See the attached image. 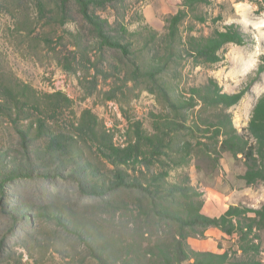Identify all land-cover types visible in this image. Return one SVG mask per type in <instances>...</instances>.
<instances>
[{
    "label": "rangeland",
    "instance_id": "rangeland-1",
    "mask_svg": "<svg viewBox=\"0 0 264 264\" xmlns=\"http://www.w3.org/2000/svg\"><path fill=\"white\" fill-rule=\"evenodd\" d=\"M51 1L44 0L52 10L48 14H54L48 18L39 14L35 0H0V84L13 87L16 92L28 86V101L38 100L42 106L47 103V94L56 90L65 93L72 101L71 106L57 121L48 120L54 130H67L70 123L79 121L83 110L89 109L97 118L96 131L105 130L111 134L116 145H124L131 140L134 121H140L142 127L151 133L153 115L168 111L165 103L144 90L141 81L104 78L94 68L86 72V66L97 63L112 75L116 73L113 69H119L123 77L131 65L120 62L115 52H105L102 58L95 40L90 36L85 38L87 31L78 18L59 22ZM253 1L209 0L207 4H197L194 11L184 18L179 26V35L183 39L188 34L206 36L214 28L222 30L224 25L231 23L239 24L250 38L242 45H225L219 51L221 60L212 64L196 65L188 57L181 58L178 78L171 80L174 95L179 99L189 97L192 87L204 88L209 78L216 80L223 92H237L246 85L258 66L264 64V12L256 13L258 7ZM121 5L118 19L131 33L127 39L137 60L146 61L157 50L163 53L167 45L164 36L168 31V18L178 7L166 0H125ZM97 13L110 23L116 15L110 7ZM198 16L204 20L200 21ZM155 32L158 39L152 42L149 37ZM77 34L82 38L78 40L74 36ZM81 55L90 58V62L87 63ZM66 59L72 62L74 70L64 68ZM94 76L96 86L88 94L86 81H92ZM122 82L126 83L122 92H118L114 99H106V91ZM262 94L264 70L249 91L227 109L233 125L244 136L249 137L248 122ZM201 105L199 100L189 110V121L211 118L212 108L201 109ZM44 106L40 107L41 111L30 110V117L25 119L16 118L13 111L7 113L8 110L0 108V150L16 149L18 152V128L26 127L38 115L46 117L48 113ZM33 133L34 130L31 135ZM184 135L176 136L175 141H181ZM205 135L196 130L193 136H188L194 146L191 157L182 166L170 168L167 181L189 185L197 191L199 195L195 201L202 203L201 213L208 216H219L229 205L249 208L264 205V181L246 185L239 178L245 171L241 155L235 158L227 151H216L217 146ZM197 141L208 145L210 155L205 153L204 144ZM250 141L253 140L250 138ZM83 152L101 169L105 166L113 168L96 152L95 146L85 145ZM118 167L146 182V177L131 165ZM151 169L150 174L159 170L156 166ZM14 197L42 206L53 203L54 208L73 217L85 232L80 235L67 232L55 221L37 217L31 210V221L19 222L14 227L15 235H9L5 246L0 249V264H165L160 248L168 251L170 242L177 236L175 224L148 219L142 208L134 207L129 192H120L115 197L118 205L110 209L104 198L82 195L75 184L58 178L54 182L21 179L7 186L5 194L0 197V239L10 227L1 209L8 198ZM187 241L195 250L227 253V260L222 264H264V224L253 228L244 241H240L236 233L228 235L216 227L191 233ZM240 245H256L257 249L243 251ZM183 264H188V261Z\"/></svg>",
    "mask_w": 264,
    "mask_h": 264
},
{
    "label": "trees",
    "instance_id": "trees-1",
    "mask_svg": "<svg viewBox=\"0 0 264 264\" xmlns=\"http://www.w3.org/2000/svg\"><path fill=\"white\" fill-rule=\"evenodd\" d=\"M21 1V0H16ZM51 1V0H50ZM125 0H52L59 22L64 23L75 17L86 29L85 38L95 40L100 56L105 52H115L120 62L130 64L127 74L121 77V71L115 70V75L104 71L97 63L86 66L85 71L94 68L96 73L103 74L104 78L112 77L120 81H141L144 90L161 99L167 108V113L154 114L152 132L146 131L140 121L133 122L131 140L124 145H116L111 134L102 130L96 131V116L89 109L83 110L78 122L70 123L67 130H54L48 120L57 121L64 111L70 108L71 99L62 91L56 90L47 94L45 112L48 115L36 116L29 124L18 128L20 150H0V197L5 194L11 182L21 179L54 182L60 178L63 181L76 185V190L85 196L104 198L108 208H114L115 197L120 192H129L134 207L142 208L145 217L157 222L163 221L177 226V236L170 242L168 251L160 248L165 264H222L227 260V253L200 251L193 249L187 239L191 233L209 227H216L225 234L236 233L240 241H244L253 228H260L264 224V205L260 208L229 205L219 216H208L201 213V202L195 201L199 195L189 185L169 183L167 176L172 167L182 166L193 152L194 146L188 136H193L196 130H201L210 137L215 150L227 151L232 157L240 154L245 171L239 175L246 185H255L264 181V94L258 97L248 122V136L239 133L233 125L229 107L236 104L250 89L253 82L260 79L264 64H260L253 76L237 92H223L216 80L208 79L204 88L192 87L189 97L179 99L172 90V79L178 78V66L181 58L188 57L194 64H212L221 60L219 51L225 45L232 43L242 45L249 41L250 35L240 28L239 24L224 25L223 29L214 28L204 36L188 34L183 39L179 35V26L197 4H207L209 0H166L167 3L177 6V11L168 18V31L164 36L167 41L165 51L160 54L157 50L146 61H138L131 49L128 34H131L123 23L119 21V7ZM257 5L256 13L264 12V0H254ZM38 12L42 16L54 17L44 0H35ZM110 7L116 13L110 23L97 12L102 8ZM196 17V15H194ZM203 21L202 16H198ZM81 39V35H74ZM157 32L150 34V40L156 41ZM167 37V38H166ZM168 39V40H167ZM127 40V41H125ZM169 42V44H168ZM83 52V50L81 51ZM90 62V58L81 55ZM101 62V60H100ZM66 70H74L72 62L66 59L63 65ZM115 66V65H114ZM113 66V67H114ZM127 66V65H126ZM84 80H87L84 78ZM83 81H80V83ZM86 93H91L96 86V77L86 81ZM122 86L114 85L106 91V99H114ZM28 86L16 92L13 87L0 84V107L2 111L15 114L16 118H29L32 109L40 110L43 107L38 100L29 102L27 99ZM29 98V97H28ZM201 102V109H211V118L189 121L188 112ZM26 108V109H25ZM25 109V110H24ZM20 113L24 114L23 116ZM32 130L34 133L31 135ZM185 134L181 141L175 137ZM250 138L253 140L250 141ZM199 140V139H198ZM43 141V143L41 142ZM204 144L206 154L210 155L208 145ZM95 146L96 152L103 157L113 168L105 166L101 169L98 164L89 160L83 152V146ZM7 151H12L8 153ZM131 165L140 176H131L127 170L119 165ZM153 166L158 167L156 173H151ZM141 168L146 169L142 170ZM35 211L37 217L53 220L65 231L80 235L84 229L61 209L54 208L53 203L47 206L35 204L20 197L7 199L3 203L1 213L9 220V230L0 239V249L5 246L9 235H15V226L19 222H30ZM251 213V215H249ZM243 251L248 248L240 245ZM1 251V250H0ZM1 253V252H0Z\"/></svg>",
    "mask_w": 264,
    "mask_h": 264
}]
</instances>
